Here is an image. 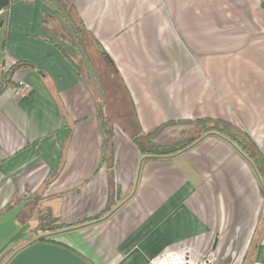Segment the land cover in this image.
I'll list each match as a JSON object with an SVG mask.
<instances>
[{"label": "crops", "instance_id": "1", "mask_svg": "<svg viewBox=\"0 0 264 264\" xmlns=\"http://www.w3.org/2000/svg\"><path fill=\"white\" fill-rule=\"evenodd\" d=\"M69 2L96 41L85 50L44 26L48 16L65 23L40 0L11 2L0 28L4 63H21L0 91V264H152L178 250L264 264V171L218 135L168 157H145L132 141L211 118L264 155V0ZM68 56L104 95L112 167L94 94ZM19 86L28 94L14 96ZM48 216L100 219L37 230Z\"/></svg>", "mask_w": 264, "mask_h": 264}, {"label": "trees", "instance_id": "2", "mask_svg": "<svg viewBox=\"0 0 264 264\" xmlns=\"http://www.w3.org/2000/svg\"><path fill=\"white\" fill-rule=\"evenodd\" d=\"M16 1L18 0H11V2L13 3ZM40 1H43L46 4L50 5L55 10L57 16L61 18L62 21L65 23L64 27L60 23L55 21V17H46L44 21V26L49 28L50 31L55 32L57 34H61V37H67V40L69 42H73L68 38V34L71 33L76 38L75 40L77 41L78 45L82 50L86 49V42H89L90 40L95 41L92 36H90L88 31L84 28L82 21L79 19L78 14L76 13L75 7L69 2V0ZM100 51L105 60L109 62L106 53L101 49ZM68 58L71 59L74 66L78 69V72L83 75V79H85V81L88 83V86L94 94V98L96 100V108L98 111V116L100 118L104 138L103 160L104 163L108 164L109 167H112L114 161V150L112 143L113 127L110 121L107 120V118H103V109L105 107V105L103 104V101L105 99L104 95H102L103 93H101L100 90L98 95V88L94 86L95 83L92 81L91 77L86 71V67L81 62H75L73 60L74 57L68 56ZM20 66L21 63L19 62L7 66L6 71L1 74L2 88L0 89V91H2L7 86L14 85L12 77L14 71ZM174 126L186 128L188 130L187 137L181 140H177L170 144H162L158 142V139L163 135V133L168 128ZM209 135H218L229 140L240 150V152H242L248 159H250L257 171L262 174V172L264 171V155L261 153V151L258 149V147L255 145V143L252 141V139L247 133L243 132L242 129L236 126L235 124L225 120L206 118L194 122H167L160 125L155 131L151 133H139L133 136L132 141L138 147L140 153L145 157H168L186 151L187 149L191 148L196 143L201 141L204 137ZM13 206L14 204H9L4 208L1 213L8 212ZM111 211L112 207L108 206L102 215L106 216ZM99 217L93 219H86L76 224L66 225L62 224L58 218L48 216L47 218L45 217V220L42 223H40V226H38L37 230H42L50 233L74 230L82 225H85L86 223L97 221L98 219H100Z\"/></svg>", "mask_w": 264, "mask_h": 264}, {"label": "built area", "instance_id": "3", "mask_svg": "<svg viewBox=\"0 0 264 264\" xmlns=\"http://www.w3.org/2000/svg\"><path fill=\"white\" fill-rule=\"evenodd\" d=\"M7 16L6 9L0 10V22H5ZM7 69L6 64L4 63L3 58L0 56V75L5 72ZM29 88L27 86H19L13 88L14 96L21 97L27 95ZM152 264H209L206 261L198 262L192 258L190 253L187 250H178L169 252L163 255L158 256L153 260Z\"/></svg>", "mask_w": 264, "mask_h": 264}, {"label": "rangeland", "instance_id": "4", "mask_svg": "<svg viewBox=\"0 0 264 264\" xmlns=\"http://www.w3.org/2000/svg\"><path fill=\"white\" fill-rule=\"evenodd\" d=\"M188 135V130L184 127L182 128H179L175 131H173L172 133H170V136L167 137V143L166 144H170V143H173L177 140H181V139H184L186 138ZM45 220L44 217H40V223H42L43 221Z\"/></svg>", "mask_w": 264, "mask_h": 264}, {"label": "water", "instance_id": "5", "mask_svg": "<svg viewBox=\"0 0 264 264\" xmlns=\"http://www.w3.org/2000/svg\"><path fill=\"white\" fill-rule=\"evenodd\" d=\"M11 0H0V10L7 9L10 6ZM4 25L3 22H0V28Z\"/></svg>", "mask_w": 264, "mask_h": 264}]
</instances>
